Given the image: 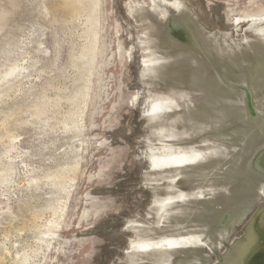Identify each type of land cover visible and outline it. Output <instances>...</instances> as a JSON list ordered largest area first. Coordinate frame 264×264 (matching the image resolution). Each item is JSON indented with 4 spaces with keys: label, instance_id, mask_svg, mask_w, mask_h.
Segmentation results:
<instances>
[{
    "label": "rangeland",
    "instance_id": "374dc122",
    "mask_svg": "<svg viewBox=\"0 0 264 264\" xmlns=\"http://www.w3.org/2000/svg\"><path fill=\"white\" fill-rule=\"evenodd\" d=\"M262 188L264 0H0V264H264Z\"/></svg>",
    "mask_w": 264,
    "mask_h": 264
},
{
    "label": "bare ground",
    "instance_id": "6f19581e",
    "mask_svg": "<svg viewBox=\"0 0 264 264\" xmlns=\"http://www.w3.org/2000/svg\"><path fill=\"white\" fill-rule=\"evenodd\" d=\"M203 157L198 158L197 154H192L190 156L175 155L174 159L171 160L170 164L182 165L184 163L198 164L202 161ZM154 160V159H153ZM154 164V162H153Z\"/></svg>",
    "mask_w": 264,
    "mask_h": 264
},
{
    "label": "crops",
    "instance_id": "0c3cea01",
    "mask_svg": "<svg viewBox=\"0 0 264 264\" xmlns=\"http://www.w3.org/2000/svg\"><path fill=\"white\" fill-rule=\"evenodd\" d=\"M252 226H253V227H252ZM250 227H252L254 233H256L257 228L255 227V223H254L253 225H250ZM251 230H252V229H251ZM255 236H256V235H255ZM262 241H263V233H260V239H259L260 244L262 243ZM252 243H253V242L250 241V242H248L247 244L250 245V244H252ZM257 243H258V240L255 239L253 245H258Z\"/></svg>",
    "mask_w": 264,
    "mask_h": 264
},
{
    "label": "clouds",
    "instance_id": "9594fccd",
    "mask_svg": "<svg viewBox=\"0 0 264 264\" xmlns=\"http://www.w3.org/2000/svg\"><path fill=\"white\" fill-rule=\"evenodd\" d=\"M262 191H264V188H262Z\"/></svg>",
    "mask_w": 264,
    "mask_h": 264
}]
</instances>
